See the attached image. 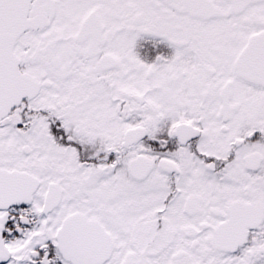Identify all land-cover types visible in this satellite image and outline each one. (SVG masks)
Wrapping results in <instances>:
<instances>
[{"label":"snow or ice","instance_id":"6c2138e0","mask_svg":"<svg viewBox=\"0 0 264 264\" xmlns=\"http://www.w3.org/2000/svg\"><path fill=\"white\" fill-rule=\"evenodd\" d=\"M0 264H264V0H0Z\"/></svg>","mask_w":264,"mask_h":264}]
</instances>
